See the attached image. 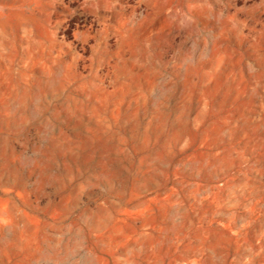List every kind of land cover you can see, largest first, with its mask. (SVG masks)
<instances>
[{
    "label": "rangeland",
    "instance_id": "1",
    "mask_svg": "<svg viewBox=\"0 0 264 264\" xmlns=\"http://www.w3.org/2000/svg\"><path fill=\"white\" fill-rule=\"evenodd\" d=\"M0 264H264V0H0Z\"/></svg>",
    "mask_w": 264,
    "mask_h": 264
}]
</instances>
